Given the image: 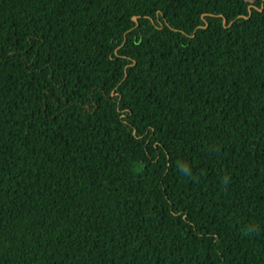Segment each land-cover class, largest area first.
<instances>
[{
    "label": "trees",
    "instance_id": "obj_1",
    "mask_svg": "<svg viewBox=\"0 0 264 264\" xmlns=\"http://www.w3.org/2000/svg\"><path fill=\"white\" fill-rule=\"evenodd\" d=\"M0 264H264V0H0Z\"/></svg>",
    "mask_w": 264,
    "mask_h": 264
},
{
    "label": "water",
    "instance_id": "obj_2",
    "mask_svg": "<svg viewBox=\"0 0 264 264\" xmlns=\"http://www.w3.org/2000/svg\"><path fill=\"white\" fill-rule=\"evenodd\" d=\"M136 21L138 22V18H136ZM225 21H226V19H225Z\"/></svg>",
    "mask_w": 264,
    "mask_h": 264
}]
</instances>
